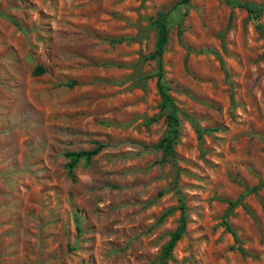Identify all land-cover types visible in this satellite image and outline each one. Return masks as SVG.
Returning a JSON list of instances; mask_svg holds the SVG:
<instances>
[{
    "label": "rangeland",
    "instance_id": "obj_1",
    "mask_svg": "<svg viewBox=\"0 0 264 264\" xmlns=\"http://www.w3.org/2000/svg\"><path fill=\"white\" fill-rule=\"evenodd\" d=\"M179 1L0 0V264H264V12Z\"/></svg>",
    "mask_w": 264,
    "mask_h": 264
},
{
    "label": "trees",
    "instance_id": "obj_2",
    "mask_svg": "<svg viewBox=\"0 0 264 264\" xmlns=\"http://www.w3.org/2000/svg\"><path fill=\"white\" fill-rule=\"evenodd\" d=\"M186 1L188 0H180L179 3H185ZM227 1L231 6H238L240 8L245 9L249 14V16H251L253 19H256L259 15H261L264 12V4L258 5V4H253L251 2L240 1V0H227ZM153 24L156 26L158 34L156 37L154 50L151 54L147 56V58L155 60L156 66H155L154 76L156 77V87L158 94L160 96V101H159V111L157 112V114H155L150 118V121H157L161 117L165 118L164 120L167 125V131L166 134L157 142V147L162 149L164 154L163 156L166 157L167 155H172V156L174 155L173 143L175 142L179 133L178 115L182 114V112L175 105L174 100L169 93L170 88L164 80V73H163L162 54L168 39V13L167 12L159 13L158 17L154 20ZM258 27L264 33V29L260 25ZM42 71H43L42 66H37L34 70V72L37 74L41 73ZM185 116L187 118L189 117L186 114ZM189 119L192 120L191 118ZM196 130L200 136L201 130L198 127L196 128ZM102 147H103L102 144L97 143L96 146L91 150L66 152L65 155L69 158V162H68L69 170H71L76 165L77 161L81 157H84L85 159H89L91 156L97 154L102 149ZM243 195L244 193L240 195V198H242ZM235 204L236 202L229 201V209H231ZM179 209L181 211L179 224L176 227V229L171 233L168 242L164 246V250L162 254L164 257L170 254L175 243L178 241L185 228V212H184L183 204L179 205ZM170 211L171 209H168L166 213ZM224 223L226 229L234 233L230 224L228 222H224ZM233 235L235 236V234ZM240 250L242 251V249Z\"/></svg>",
    "mask_w": 264,
    "mask_h": 264
}]
</instances>
